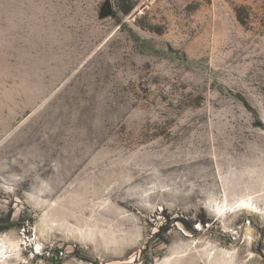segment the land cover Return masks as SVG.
<instances>
[{
	"label": "rangeland",
	"instance_id": "374dc122",
	"mask_svg": "<svg viewBox=\"0 0 264 264\" xmlns=\"http://www.w3.org/2000/svg\"><path fill=\"white\" fill-rule=\"evenodd\" d=\"M0 264H264V0H0Z\"/></svg>",
	"mask_w": 264,
	"mask_h": 264
},
{
	"label": "bare ground",
	"instance_id": "6f19581e",
	"mask_svg": "<svg viewBox=\"0 0 264 264\" xmlns=\"http://www.w3.org/2000/svg\"><path fill=\"white\" fill-rule=\"evenodd\" d=\"M249 201V200H248ZM247 200H245V199H243L237 206H235V204L232 206L231 205V207H230V209H231V211L232 210H234L235 211V209H241V210H244V209H247L248 208V206H249V204H251V202L249 203ZM237 204V203H236ZM226 205V204H225ZM222 207L223 208H220V209H218V211L215 213L216 214V216H218V217H220V218H224L225 216H226V214H228L229 213V211L228 210H230V209H227V207L225 208L224 207V205H222ZM217 208H219V207H217ZM215 212V211H214ZM1 247H6V246H1ZM16 247H18V244H17V246ZM37 247H40V244H37ZM3 253V257H5V258H7L8 257V255L6 254L7 252H5V251H3L2 252Z\"/></svg>",
	"mask_w": 264,
	"mask_h": 264
},
{
	"label": "water",
	"instance_id": "95a60500",
	"mask_svg": "<svg viewBox=\"0 0 264 264\" xmlns=\"http://www.w3.org/2000/svg\"><path fill=\"white\" fill-rule=\"evenodd\" d=\"M113 14V5L110 1H107L105 6L103 7L102 16L108 17Z\"/></svg>",
	"mask_w": 264,
	"mask_h": 264
},
{
	"label": "trees",
	"instance_id": "16d2710c",
	"mask_svg": "<svg viewBox=\"0 0 264 264\" xmlns=\"http://www.w3.org/2000/svg\"><path fill=\"white\" fill-rule=\"evenodd\" d=\"M124 12H125V13H128V12H129V9L124 10Z\"/></svg>",
	"mask_w": 264,
	"mask_h": 264
},
{
	"label": "snow or ice",
	"instance_id": "6c2138e0",
	"mask_svg": "<svg viewBox=\"0 0 264 264\" xmlns=\"http://www.w3.org/2000/svg\"><path fill=\"white\" fill-rule=\"evenodd\" d=\"M37 251H39V248H37Z\"/></svg>",
	"mask_w": 264,
	"mask_h": 264
}]
</instances>
